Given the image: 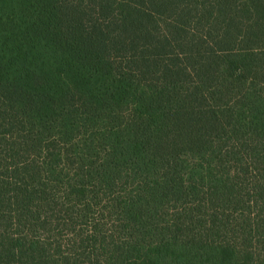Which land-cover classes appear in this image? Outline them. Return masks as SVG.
Instances as JSON below:
<instances>
[{"label":"trees","instance_id":"trees-1","mask_svg":"<svg viewBox=\"0 0 264 264\" xmlns=\"http://www.w3.org/2000/svg\"><path fill=\"white\" fill-rule=\"evenodd\" d=\"M0 264H264V0H0Z\"/></svg>","mask_w":264,"mask_h":264}]
</instances>
